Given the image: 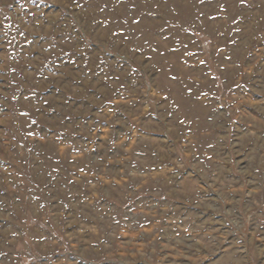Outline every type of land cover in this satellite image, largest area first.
<instances>
[{
	"label": "rangeland",
	"instance_id": "1",
	"mask_svg": "<svg viewBox=\"0 0 264 264\" xmlns=\"http://www.w3.org/2000/svg\"><path fill=\"white\" fill-rule=\"evenodd\" d=\"M0 264H264V0H0Z\"/></svg>",
	"mask_w": 264,
	"mask_h": 264
}]
</instances>
